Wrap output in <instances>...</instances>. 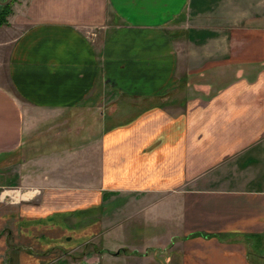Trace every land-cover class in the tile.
<instances>
[{"label": "crops", "instance_id": "crops-1", "mask_svg": "<svg viewBox=\"0 0 264 264\" xmlns=\"http://www.w3.org/2000/svg\"><path fill=\"white\" fill-rule=\"evenodd\" d=\"M14 6L0 264H100L110 248L87 246L91 230L143 222L160 228L145 264H264V0Z\"/></svg>", "mask_w": 264, "mask_h": 264}, {"label": "rangeland", "instance_id": "rangeland-1", "mask_svg": "<svg viewBox=\"0 0 264 264\" xmlns=\"http://www.w3.org/2000/svg\"><path fill=\"white\" fill-rule=\"evenodd\" d=\"M7 4H9V6L11 7V11L6 16V19L11 14L12 10L14 8H16L14 6L15 0H9V2ZM7 22H8V20H7ZM7 22L0 24V26L4 25V24H7ZM1 35H3V37H6L4 34H1ZM66 136H67V134H66ZM50 137H51V135H48V140L51 139ZM44 140H46V139H44ZM107 210H110L109 211V215H110L109 217H110L111 220H113L114 216L111 213L112 210H113V207L109 208ZM126 224H127V226H130V225H128V221H126ZM149 226H151V225H149L148 222L147 223L143 222L142 225L140 226V227H142L141 231H137L136 230L137 228H134V226H133V228L135 230H133V229H132V231L131 230H127V232H125L122 235V238H120V239L114 236V232L112 230L111 231L107 230V233H105L104 235L101 234V233L99 235L98 231L97 232L95 231V233H92L93 231L91 230V232L88 235L90 237V239H89V243H87V246L89 245V247L91 248L93 246V244L97 245L101 241H103L102 243L103 244L106 243V247L110 248V252L111 253L106 250L103 258L101 259L100 264H145V262H144L145 258L143 256V255H145L144 252H148L149 254L152 255V257H149L147 260L151 261L152 263H156L157 259H156L155 256L161 255L160 250L159 251L157 250V252H156V250L151 248V247H143L144 246L143 245V241L146 240L147 237L149 238V235H151V233H154L155 235H157L159 230H160V228H159V230H156V229L155 230H151L149 228ZM152 226L156 227V225H152ZM145 227L147 229H145ZM117 239H119V240H117ZM127 242L130 243V244H133V245L131 247H128L127 250L124 251V252L120 251L119 252L120 253L119 256H115L114 255V250L117 248V246L119 244H124V243H127ZM82 246L83 245L81 244L80 248L78 250L76 249L75 251H73V253L74 254H77V253L80 254L81 253L80 250H81ZM85 247H86V245H84L82 248L85 249ZM97 247L100 248L101 246L97 245ZM156 249H158V248H156ZM146 264H149V263H147V261H146Z\"/></svg>", "mask_w": 264, "mask_h": 264}, {"label": "trees", "instance_id": "trees-1", "mask_svg": "<svg viewBox=\"0 0 264 264\" xmlns=\"http://www.w3.org/2000/svg\"><path fill=\"white\" fill-rule=\"evenodd\" d=\"M10 11L11 7L9 4L0 5V24L7 22L6 16Z\"/></svg>", "mask_w": 264, "mask_h": 264}, {"label": "water", "instance_id": "water-1", "mask_svg": "<svg viewBox=\"0 0 264 264\" xmlns=\"http://www.w3.org/2000/svg\"><path fill=\"white\" fill-rule=\"evenodd\" d=\"M8 2H9V0H0V5L7 4Z\"/></svg>", "mask_w": 264, "mask_h": 264}]
</instances>
